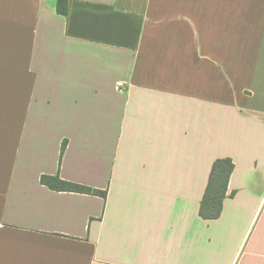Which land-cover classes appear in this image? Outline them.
I'll return each instance as SVG.
<instances>
[{
  "label": "crops",
  "instance_id": "0c3cea01",
  "mask_svg": "<svg viewBox=\"0 0 264 264\" xmlns=\"http://www.w3.org/2000/svg\"><path fill=\"white\" fill-rule=\"evenodd\" d=\"M57 5L0 0V264H264V0Z\"/></svg>",
  "mask_w": 264,
  "mask_h": 264
},
{
  "label": "trees",
  "instance_id": "16d2710c",
  "mask_svg": "<svg viewBox=\"0 0 264 264\" xmlns=\"http://www.w3.org/2000/svg\"><path fill=\"white\" fill-rule=\"evenodd\" d=\"M69 0H58V12L66 15L68 13ZM66 144L63 143L61 154L64 153ZM235 164L232 158H218L213 162L210 178L204 194L201 206V215L205 219H216L220 217L223 209V201L227 196L230 177L234 171ZM43 184L52 189L60 191H76L83 193H98L106 196L107 192L94 190L88 186L77 184L62 179L59 175H43Z\"/></svg>",
  "mask_w": 264,
  "mask_h": 264
},
{
  "label": "built area",
  "instance_id": "2783aa9c",
  "mask_svg": "<svg viewBox=\"0 0 264 264\" xmlns=\"http://www.w3.org/2000/svg\"><path fill=\"white\" fill-rule=\"evenodd\" d=\"M119 85H121V84H119Z\"/></svg>",
  "mask_w": 264,
  "mask_h": 264
}]
</instances>
